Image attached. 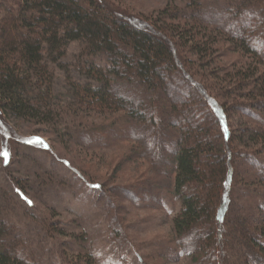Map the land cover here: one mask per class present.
<instances>
[{"label":"trees","instance_id":"trees-1","mask_svg":"<svg viewBox=\"0 0 264 264\" xmlns=\"http://www.w3.org/2000/svg\"><path fill=\"white\" fill-rule=\"evenodd\" d=\"M129 15L107 0H2L0 110L55 130L69 116L111 115V123L67 126L64 136L86 146L132 142L130 157L146 162L152 175L113 192L120 202L163 192L180 200L161 258L175 249L192 264H264V0H233L217 12L218 26L177 7L167 6L159 18ZM223 38L254 58L251 74L210 56L220 53ZM182 41L192 43L188 51ZM73 42L101 84L69 78L74 106L66 108L53 95L49 62L60 63ZM211 61L213 71L206 68ZM95 136L106 140L90 143ZM76 170L102 191L90 181L93 174ZM14 179L29 191L27 182ZM37 179L44 186L57 175ZM120 207L108 197L110 236L124 259L129 239ZM12 224L0 212V264H45L32 260L34 251L24 249L27 239ZM50 224L52 237L64 231ZM76 241L83 250L86 243ZM91 255L79 263L89 264Z\"/></svg>","mask_w":264,"mask_h":264},{"label":"rangeland","instance_id":"rangeland-1","mask_svg":"<svg viewBox=\"0 0 264 264\" xmlns=\"http://www.w3.org/2000/svg\"><path fill=\"white\" fill-rule=\"evenodd\" d=\"M232 1L107 0L115 8L135 18H159L160 12L168 6L196 14L194 19L198 16L211 25L219 22L217 12L229 6ZM191 4L194 8L189 11L187 9ZM168 22L172 24L170 20ZM221 22L227 23L228 20L224 18ZM208 32L221 39L218 32ZM223 39L220 53H212L210 56L225 64L237 62L238 66H243L242 70L251 74L256 66L254 58L239 49L235 51L230 39ZM182 44L187 51V47L192 45L184 41ZM188 55L197 58L192 53ZM84 60L80 54V43L73 42L68 47L67 56L60 63L49 62L54 74L53 95L66 108L67 105L74 106L69 92V78L80 84H101ZM214 66L215 61H211L206 68L213 71ZM75 117L77 119L73 121V116H69L60 129L55 130L52 126L34 124L12 114H3L0 110V153L10 152L7 158L0 155V212L27 239L28 245L24 249L34 251L32 260L35 262L41 257L45 264H80L78 257L90 256L92 253L94 256L91 255L89 264H192L189 256H179L174 252L177 251L175 249L163 252L167 260L158 255L160 250L165 249L164 242L172 240L173 220L181 209L180 200L169 192H163L153 200L139 196L134 202H120L113 192H124V188L128 190L132 184L146 181L152 175L151 170L143 160L130 157V140H124L119 146H108L109 142L101 146H86L67 140L64 136L67 133L64 128L67 126V130L77 127L85 129L113 121L111 115L106 117L99 113L84 116V119L80 118L81 114ZM29 140L33 142L28 143ZM97 140L106 139L95 136L89 142ZM76 169L85 174H93V177H89L90 181L98 182L95 186L101 184L102 191L91 189L89 181L76 176ZM45 173L57 175L58 181L42 186L37 175L44 176ZM14 178L27 182L29 191L20 189ZM59 180L67 183L64 190L57 185ZM109 196L118 208L122 206L119 212L129 239L125 253L127 258L124 259L119 254L117 242L110 236L105 211ZM47 222L51 223L52 228L63 227L64 231H55V237H52L50 229L46 227ZM79 238L86 243L83 250L77 245L76 239ZM170 255H173L172 260Z\"/></svg>","mask_w":264,"mask_h":264},{"label":"snow or ice","instance_id":"snow-or-ice-1","mask_svg":"<svg viewBox=\"0 0 264 264\" xmlns=\"http://www.w3.org/2000/svg\"><path fill=\"white\" fill-rule=\"evenodd\" d=\"M225 131H227V129L225 128ZM39 138H37V140H38ZM33 141L32 140H29L28 141V143H32ZM40 142H42V141H40ZM0 155H3L5 158H7L9 155H10V152H8V151H4V152H2V153H0ZM98 187V186H97Z\"/></svg>","mask_w":264,"mask_h":264}]
</instances>
